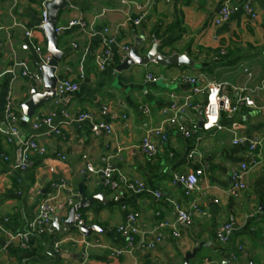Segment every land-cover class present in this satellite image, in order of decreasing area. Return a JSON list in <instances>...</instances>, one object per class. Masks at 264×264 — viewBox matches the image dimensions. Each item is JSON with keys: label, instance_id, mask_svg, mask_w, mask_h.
<instances>
[{"label": "crops", "instance_id": "obj_1", "mask_svg": "<svg viewBox=\"0 0 264 264\" xmlns=\"http://www.w3.org/2000/svg\"><path fill=\"white\" fill-rule=\"evenodd\" d=\"M47 1L0 0V264H184L186 253L196 246L200 249L190 264H207L205 260L208 264H264V0H252L255 17L240 0H69L57 20V29L62 30L58 46L64 55L56 75L79 83L80 88L56 96L28 117L21 104L34 88L45 89L33 74L41 64L35 47L48 52L47 35L39 28ZM225 3L235 9L226 22L216 24ZM137 18L141 22L134 24ZM73 20L83 24L72 25ZM138 38H145L141 52L153 41L163 55L187 54L195 65L162 66L151 61L118 72L119 49L124 45L132 49ZM106 49L111 52L109 63L101 70L95 56ZM149 74L158 79L149 81ZM185 77L196 78L197 83L184 81ZM213 81L226 82V93L233 100L248 93L256 106L244 105L231 118L223 115L222 130H195L184 137L170 126L166 140L152 138L159 147L158 156H146L140 149L143 139L149 129L176 115L175 102L184 104L191 95L192 105L177 116L185 124H199L206 96L193 94V89ZM9 98L19 117L12 137L6 118ZM83 112L92 113L93 120H78ZM51 113H55L52 125L33 127ZM98 122L110 124L112 132L99 128ZM54 126L62 134L52 131ZM30 138L46 151L33 152V163L21 170L17 164ZM237 138L241 141L236 142ZM254 138L261 139V144L251 152ZM191 152L201 157L192 159ZM108 161L115 172L106 184L103 168ZM244 163L249 166L244 176L247 188L234 197L231 171ZM89 164L92 171L87 170ZM198 167L205 174L199 188L188 196L173 179ZM124 177L142 180L146 190L127 189ZM59 182L65 187L55 189L53 184ZM82 188L86 198L103 194L92 207L80 211L87 225L105 231L88 236L74 230L61 235L51 225L31 228L42 200L54 195L60 206L76 192L79 202ZM157 191L161 197L155 195ZM174 202L193 214L191 225L177 222ZM69 210L61 211V223ZM132 212L138 213L137 222L147 233L158 232L159 223L165 221L174 225L179 236L172 229L160 230L163 241L155 248L128 250L118 227ZM224 223L232 225L227 243L216 237ZM7 231L28 232V246L10 242ZM67 235L75 241L55 248V239ZM115 249L124 252L117 255Z\"/></svg>", "mask_w": 264, "mask_h": 264}, {"label": "built area", "instance_id": "obj_2", "mask_svg": "<svg viewBox=\"0 0 264 264\" xmlns=\"http://www.w3.org/2000/svg\"><path fill=\"white\" fill-rule=\"evenodd\" d=\"M169 2L170 0H164ZM240 4L243 6L245 11L250 14L252 17L256 16V12L254 9V4L252 0H240ZM235 7L229 3H225L222 5L217 13L215 23L222 24L226 22L231 14L233 13ZM48 22V13L46 8L42 12V19L39 25V28L43 31L45 35V24ZM134 24H139L141 22V18H137L134 21ZM82 22L73 20L70 24H81ZM83 24V23H82ZM26 34L28 36L32 35L31 31H27ZM108 42V41H107ZM36 52L39 54L41 58V64L38 70L33 74V78L41 83L44 82L43 72L44 67L49 64L52 59V55L43 50L42 47L36 46ZM131 51V46L124 45L119 49V58L121 63L126 60L129 56ZM110 50L106 49L104 52L99 53L95 56V60L97 65L101 70H105L109 63L110 57ZM221 54H225V51H221ZM24 75H28L26 71H24ZM31 76V75H30ZM158 79L157 76L153 74L148 75L149 81H156ZM184 81L190 82L192 84L197 83V79L193 77H185L183 78ZM228 84L226 82H219L213 81L205 85L204 87L195 86L193 89V94L204 93L206 96L205 104L203 106L202 111V119L203 123L202 126H199L196 122H191L190 124H185L184 122L180 121L177 113L183 112L188 106L192 105L191 102V95L186 97L184 104H179L175 102L173 108H175L176 115L167 118L159 127L151 128L148 130L147 135L143 139L140 149L141 151L150 158H156L159 154V147L154 143L152 138H160L161 140L167 139V129L172 126L175 127L184 137H189L195 130H204V131H211V130H222L225 127L222 125V116L225 115L226 117L231 118L236 112H238L242 106H250L255 107L256 103L255 100L248 94L244 93L236 100H233L227 93L226 88ZM80 85L77 82L71 81L70 79H61L57 81L55 86V92L57 96H62L66 93L75 92L79 90ZM143 110L146 112L149 111L147 106H143ZM55 113H51L45 116L40 117L36 122L33 124L34 128H39L43 125H52L54 121ZM93 114L90 112H83L80 113L77 117L78 120H93ZM6 118L10 126L11 137L13 134L17 133V120H18V113L15 110L14 102L12 98H9L6 104ZM99 128L105 129L108 133L112 132V126L106 122H98L96 124ZM56 134H62V131L59 127L54 126L52 128ZM241 141L240 138H237L236 142ZM261 144V139L254 138L250 141V151L254 152L258 146ZM46 151V148L40 144L35 138H30L24 143V147L22 150V156L20 162L17 164V168L21 170H26L31 166L33 163L32 161V153L38 152L43 154ZM1 156L8 160L9 156L7 154H1ZM64 157V156H62ZM189 157L192 159H196L201 157V154L196 152H191ZM88 171L93 170L92 165L87 166ZM249 170V166L247 164H242L241 167L238 169L234 168L231 171V186H230V193L234 197H238L240 193L247 188V183L245 181V174ZM104 177L106 184L111 182L113 174L115 172V168L113 164L108 161L105 163L104 168ZM205 174V170L203 167H198L194 171L184 173V174H177L173 179V183L182 184L185 188L186 194L189 196L193 192H195L199 188L200 178ZM123 182L127 189L136 192H143L146 190L145 183L140 179H129L124 177ZM53 187L55 189H61L65 187L64 182L54 183ZM157 197H161L162 193L157 191L155 193ZM57 196L51 195L44 200H42L38 206V212L36 217L31 223V228H35L37 226H50L56 218L60 219L61 211L64 208H71L76 207L79 199V195L76 192L70 194L68 199L63 205H57L55 203V199ZM193 208L196 210L198 206L196 204L193 205ZM174 209L176 213L177 222L184 225H191L193 223V214L186 210L181 204H177L174 202ZM138 213L132 212L126 216L125 222L118 227V231L126 238L127 241V248L128 250L132 249H152L155 248L157 245L162 243L163 241V234L160 230L164 229H172V234L174 236H179V232L176 230L173 224L168 222H160L157 229L158 232L147 233L146 231L142 230L141 226L137 222ZM87 224L84 214L81 211H77L75 213V227L80 228L82 225ZM6 230V229H5ZM232 232V225L230 223H224L221 225L216 231L217 239L222 243H227L230 240ZM7 235L10 242L17 241L20 243L22 247L28 246L29 241V233H14L8 232ZM140 236V241H138V237ZM75 241V238L71 236H62L58 239H55L54 246L55 248H59L60 244L64 241ZM124 250L122 249H115L114 254H122ZM208 264L209 261L205 260Z\"/></svg>", "mask_w": 264, "mask_h": 264}, {"label": "water", "instance_id": "obj_3", "mask_svg": "<svg viewBox=\"0 0 264 264\" xmlns=\"http://www.w3.org/2000/svg\"><path fill=\"white\" fill-rule=\"evenodd\" d=\"M69 0H49L45 3L48 13V22L45 24V31L48 38V52L51 53L52 59L48 65L44 67L43 78L45 89L43 92H39L37 88L32 91V96L21 104L23 113L31 117L35 114L36 110L41 108L45 103L53 100L57 94L55 92V86L59 80L56 75L57 67L61 61L64 51L59 49L58 37L62 33L61 29H57V20L60 12L69 6ZM145 43V38H138L137 43L131 49L129 56L124 62L116 67L118 72L129 69L132 65H146L151 61H155L162 66L170 65H190L194 66L195 62L188 57L187 54L179 55L174 54L172 56H165L159 52V44L151 42V47L146 49L145 52H141V44ZM203 119L200 120L199 126H202ZM82 186V184L80 185ZM81 200L76 207H71L69 215L64 222H60L59 218H56L51 224V230H57L61 235L71 233L74 230L82 232L85 235L90 236L93 232H103L105 228L98 225H82L79 229L75 227V213L77 211L92 207L98 199H102L103 194H95L89 198L84 195L83 188L80 189ZM200 246H196L191 251H188L184 257V264H190L192 259H195Z\"/></svg>", "mask_w": 264, "mask_h": 264}]
</instances>
